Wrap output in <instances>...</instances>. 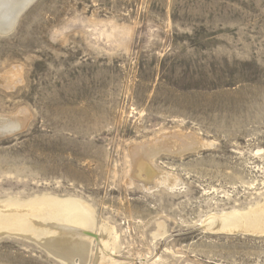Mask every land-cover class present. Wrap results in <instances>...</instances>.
Listing matches in <instances>:
<instances>
[{"label": "rangeland", "instance_id": "obj_1", "mask_svg": "<svg viewBox=\"0 0 264 264\" xmlns=\"http://www.w3.org/2000/svg\"><path fill=\"white\" fill-rule=\"evenodd\" d=\"M8 32L0 116L21 128L0 136V200L90 205L85 264H264V237L203 227L264 201V0H34ZM146 148L151 180L131 159ZM3 234L0 264H62Z\"/></svg>", "mask_w": 264, "mask_h": 264}, {"label": "bare ground", "instance_id": "obj_2", "mask_svg": "<svg viewBox=\"0 0 264 264\" xmlns=\"http://www.w3.org/2000/svg\"><path fill=\"white\" fill-rule=\"evenodd\" d=\"M33 1L34 0H0V32L4 33V31L10 32L13 30L20 13ZM13 69L14 68L9 72L7 71L4 76L0 77V85H4V83H10L8 86L6 85L7 87L11 85L12 82L6 74L12 73L15 78L19 76V74H17L18 70ZM22 112H24V110ZM11 120L8 117L5 118L0 116V136L14 133L21 128V123L18 120L14 122ZM192 143H194L193 138L187 140L186 144H184L189 148V146H192ZM133 147L135 148V146ZM188 148L186 150H188ZM148 149L149 150L146 148L144 151L141 149L142 152L139 151L134 153L133 156L131 155L135 174L144 180H151L157 173L151 166L150 161L156 149ZM172 152L174 153L173 150ZM134 175L132 176L134 177ZM92 209L90 205H87L77 197L58 196L51 193L37 194L34 197L25 199L20 197H6L2 200L1 198L0 236H4L3 233L24 235L25 237L39 241L38 244L50 255L54 256V258L60 260L62 264H71L74 260L78 261L80 264H85L88 262L89 258H91L90 243L96 223L94 210ZM203 223V227L211 231L232 234L241 233L243 235L264 237V201L245 210H231L219 214L212 213L204 219ZM158 228V233L155 234L154 232L155 237L163 235V224H158ZM99 232H102L99 240V257H102L101 259H103V262L104 260L112 261V257H109L110 253L108 254V252H114L117 247V238L119 236L117 237L113 227L108 226L106 223L101 226ZM10 235L12 236L14 234ZM93 241H95V239ZM95 242H93V244H95ZM41 246L39 247L41 248ZM154 257L155 256H153L152 259H154ZM91 259L94 260L93 258ZM142 260H144V262L146 261L145 259ZM94 261H92V263H94Z\"/></svg>", "mask_w": 264, "mask_h": 264}, {"label": "water", "instance_id": "obj_3", "mask_svg": "<svg viewBox=\"0 0 264 264\" xmlns=\"http://www.w3.org/2000/svg\"><path fill=\"white\" fill-rule=\"evenodd\" d=\"M26 8H27V7H26ZM26 8H25V9H26ZM25 9H24V10H25ZM24 10H23V11H24ZM23 11H22V12H23ZM0 33H2V34H6L7 32H6V31H4V33H3V32H0Z\"/></svg>", "mask_w": 264, "mask_h": 264}]
</instances>
